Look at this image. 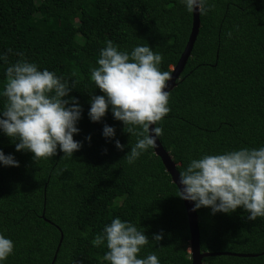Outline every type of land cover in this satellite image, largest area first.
Segmentation results:
<instances>
[{"label": "trees", "instance_id": "16d2710c", "mask_svg": "<svg viewBox=\"0 0 264 264\" xmlns=\"http://www.w3.org/2000/svg\"><path fill=\"white\" fill-rule=\"evenodd\" d=\"M208 3L170 92V111L156 125L177 172L202 154L264 146V0ZM191 22L179 0H0V54L7 56L0 61V86L5 69L23 58L70 86L74 81L69 97L82 109L73 136L81 147L72 157L62 158L57 148L36 163L0 133V151L18 162L0 166V234L14 245L4 264H107L105 245L93 241L115 217L144 230L149 243L139 258L154 253L159 264H190L185 208L160 159L150 149L129 165L123 158L136 138L110 111L96 123L87 114L90 93L102 95L90 67L105 40L128 51L146 43L161 54L160 70L170 73ZM104 125L114 128L113 139L102 136ZM195 213L200 251L219 253L202 264H264V217L249 221L241 208ZM154 234H161L159 242Z\"/></svg>", "mask_w": 264, "mask_h": 264}, {"label": "clouds", "instance_id": "9594fccd", "mask_svg": "<svg viewBox=\"0 0 264 264\" xmlns=\"http://www.w3.org/2000/svg\"><path fill=\"white\" fill-rule=\"evenodd\" d=\"M189 14L206 15L211 6L208 0H179ZM231 38V32L226 34ZM7 51H11L10 49ZM22 56V53H17ZM0 61L7 56L0 54ZM160 53L144 43L130 51L120 50L111 40H105L99 50L96 66L90 67V80L102 95H91L88 118L96 123L107 111L123 124V131L136 138L123 158L129 165L146 151L156 147L162 128L156 126L169 113L171 74L161 71ZM6 80L0 86V133L15 144L17 152L32 153L34 162L50 159L57 153L72 157L81 147L73 136L81 116V107L69 97L74 81L39 69L26 59L17 60L5 69ZM65 97H69L65 99ZM114 128L104 125L102 136L114 138ZM90 139V138H86ZM114 147L123 151L119 140ZM0 166L18 167L12 155L0 151ZM177 197L192 203L193 211L209 208L211 214H231L238 208L255 221L264 217V146L241 147L220 154H202L190 159L178 172ZM161 234L152 241L159 242ZM149 243L144 230L133 223L112 218L95 237V246L105 245L102 260L107 264H159L154 253L139 258L141 249ZM14 252L13 242L0 234V264Z\"/></svg>", "mask_w": 264, "mask_h": 264}, {"label": "water", "instance_id": "95a60500", "mask_svg": "<svg viewBox=\"0 0 264 264\" xmlns=\"http://www.w3.org/2000/svg\"><path fill=\"white\" fill-rule=\"evenodd\" d=\"M200 24H199V14L198 12L192 13V22L191 29L185 44V47L180 54V57L177 63L171 68L170 74L171 79L168 82L167 91L171 92L176 86V82L179 79L181 72L184 69L185 63L190 56L193 44L195 42L196 36L198 34ZM153 153L158 157L164 167L166 174L170 177L171 183L179 189L181 186L176 183L178 172L176 170L175 164L172 161L171 156L167 153L161 146L158 138L156 142V147L153 148ZM183 206L185 208L188 230H189V255H190V264H202L204 258L211 257L213 255H218L219 253H207L201 252L199 248V232L197 225V217L195 211L192 210L193 205L189 201L182 200ZM57 252V250H56ZM224 255L233 256V257H249V255H237L230 253H222ZM54 261V259H53Z\"/></svg>", "mask_w": 264, "mask_h": 264}]
</instances>
